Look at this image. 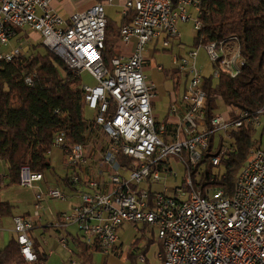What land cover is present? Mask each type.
Here are the masks:
<instances>
[{"label": "built area", "instance_id": "built-area-1", "mask_svg": "<svg viewBox=\"0 0 264 264\" xmlns=\"http://www.w3.org/2000/svg\"><path fill=\"white\" fill-rule=\"evenodd\" d=\"M200 1L123 0V15L129 10L133 15L121 25L120 39L124 43L135 39V44L130 55L114 56L109 69L102 50L105 6L113 0L75 11L68 20L51 7L50 0H0V46L7 45L20 29L28 28L63 60L67 72L80 78L87 71L95 80L94 84L81 85L84 140L73 142L64 130L53 138V145L62 148L64 160L72 168L67 181L79 202L69 211L57 213L54 225L51 223L57 230L74 225L78 240L94 251L115 254L118 231L129 222L154 231L163 248L162 264H264L262 137L249 152L231 194L219 185L195 186L193 177L197 178L200 170L194 174L192 170L208 145L210 133L222 132L229 138V129L251 125L262 130L263 136L264 106L254 112L225 106L207 122L203 72L196 64L198 50L192 48L173 57L175 69L189 76L183 106L177 102L170 106V113L178 115L177 124L156 121L152 113L156 84L144 72L142 52L150 41L170 48L181 37L179 24L192 18L190 7L195 9L193 26L198 30ZM198 46L206 48L214 78L221 72L234 76L241 71L244 62L236 35ZM22 51L20 45L0 49V61L9 62ZM86 110L92 113L90 117L85 116ZM227 150L225 144L217 154L207 156L206 162L218 166ZM119 156L125 160L119 163ZM178 162L183 166L181 171L176 167ZM43 177L23 165L19 185L35 187ZM213 179L211 175L209 180ZM155 183L162 188L154 190ZM67 197L60 188L46 184L35 191L32 214L12 216V231L26 261L37 260L31 231L47 200ZM71 236L59 235L57 241L69 250ZM145 261L146 254L136 256L138 264Z\"/></svg>", "mask_w": 264, "mask_h": 264}, {"label": "trees", "instance_id": "trees-1", "mask_svg": "<svg viewBox=\"0 0 264 264\" xmlns=\"http://www.w3.org/2000/svg\"><path fill=\"white\" fill-rule=\"evenodd\" d=\"M200 28L193 37L195 45L236 35L241 45L243 66L241 71L231 76L221 72L218 78L211 73L203 74V87L207 94L205 116L207 122L212 114L222 106L241 108L254 112L264 106V0H201ZM133 11L129 10L119 23L107 17L104 47V64L111 69V59L120 53V27L131 20ZM165 49V50H169ZM171 70V69H170ZM172 71H176L174 68ZM178 73V72H177ZM30 81H27V78ZM79 77L67 72L63 60L44 47L40 41L29 52L9 62L0 61V161L6 165V173L0 177V191L18 184L20 169L27 165L31 171L41 172L51 168L47 153L53 146L56 132L64 130L73 142H82L86 131L83 117ZM223 107V108H224ZM229 138L222 132L210 133L208 145L202 151L198 164L192 168L195 186L219 185L231 194L236 176L245 165L252 147L260 144L262 130L251 125L231 128ZM228 150L214 171L213 164L206 162L225 145ZM119 156L118 162L124 161ZM119 162V163H120ZM214 176L212 181L210 176ZM64 181L69 185L67 176ZM14 204L0 198V217L13 216ZM34 222V228L37 226ZM143 234L136 238L124 257V264H138L136 256L146 253L155 242V233L141 246L139 241L148 230L143 225ZM72 240L78 249L77 254L85 262L92 261L94 249L83 244L78 237ZM159 243L160 240L156 239ZM161 245V243H160ZM37 260L26 261L20 253L15 234L0 248V264H44L45 253H40L34 243ZM96 248V246L94 247ZM120 246L117 245L116 249ZM117 258L121 250L115 251ZM104 264H111L104 257Z\"/></svg>", "mask_w": 264, "mask_h": 264}, {"label": "rangeland", "instance_id": "rangeland-1", "mask_svg": "<svg viewBox=\"0 0 264 264\" xmlns=\"http://www.w3.org/2000/svg\"><path fill=\"white\" fill-rule=\"evenodd\" d=\"M105 11L107 15L111 18V20L115 21L116 23L120 22V13L115 11L113 7H105ZM190 13L192 18L184 23L179 24V29L181 33V37L173 42V45L171 48V51H166L161 43H158L156 47L159 49L155 52V62L159 63L166 68L173 65L172 63V54L181 53L185 54L188 50L194 48L198 50L197 55V66L202 70L203 74H209L212 72L213 67L211 64V61L209 60L206 48L204 46H198L194 44L193 37L196 34V29L193 26L194 19L196 17V12L193 7H190ZM20 33H22L20 29ZM39 41H30L26 44H23V50L26 52H29L30 49L38 44ZM10 45H20L19 42L15 38L11 39ZM4 48V46H1ZM185 76L187 79L189 78L188 75H181L180 79V86L178 91L182 93L183 85ZM80 79L82 83L87 84H94L95 80L93 77L87 72L83 71L80 75ZM176 78H172L170 76L167 77V79L163 82V92L164 95L167 96V91L174 90L176 87ZM166 98V97H165ZM164 100H159L155 106L154 111H162L164 109ZM222 106L218 111L222 112L224 110ZM92 113H90L88 110L85 111V116L90 117ZM262 142L264 145V133L262 136ZM47 158L50 161L51 168L44 173V181L45 183L60 188L62 191L66 192L68 197L67 199H57V198H49L47 200V203L45 205L46 209L40 211V219L37 221V226L32 229L31 236L36 241V245L38 246L40 253H45L46 260L44 264H70L71 260H75L76 264H104V257L101 252L99 251H93L92 254V261L91 262H85L81 257L78 256L77 252H75L76 247L72 240H68L67 247L69 250L64 249L57 241V237L59 235H66L69 236V233H76L77 229L74 225H68L67 227H61L59 230L51 225V223L54 225V216H57L58 212H65L69 210L71 202L78 203L79 198L76 196V198L72 199L70 195V186L64 181V178L66 176H69L72 172V168L65 162L64 160V153L60 146L53 145L50 152L47 153ZM176 167L181 171L182 165L178 162L176 164ZM214 171H217L218 168L214 167ZM6 173V165L4 162L0 161V175H4ZM169 184H172L171 179L168 182ZM162 184H153L152 188L160 189ZM20 194V192H18ZM18 202H12L14 204L13 211L16 213H27L32 214L33 207L30 203H28L26 200H20L18 199ZM52 213V214H51ZM26 214V215H27ZM12 224V217H0V233L2 234L3 230L6 228H10ZM47 227L45 228L44 226ZM138 226H141V224H138ZM139 227L134 225L133 223H124L123 226L119 229V242L122 245V250L126 252L130 246V244L138 237H140V231L138 230ZM151 235L147 233V238L143 237L140 239L139 243L140 245L144 246L148 242V238H150ZM157 239V238H156ZM154 240L155 242H152L149 246V249L147 251V264H161V260L158 259L160 257V254L162 253V247L159 248V243L157 240ZM1 240V239H0ZM159 249L160 253H157L156 251ZM114 257V256H113ZM107 261L109 263L113 264H120L121 259L117 258L114 259L112 256H109L107 258Z\"/></svg>", "mask_w": 264, "mask_h": 264}, {"label": "crops", "instance_id": "crops-1", "mask_svg": "<svg viewBox=\"0 0 264 264\" xmlns=\"http://www.w3.org/2000/svg\"><path fill=\"white\" fill-rule=\"evenodd\" d=\"M98 1H105V0H50V5L65 20H68L71 13H73L75 11L86 10ZM105 7H113L115 9V11L120 13V16H121L120 20L124 16L122 13L123 0H113L112 4L106 5ZM106 15H107V13H106ZM107 17H109V16L107 15ZM21 31H22V33H20V30H19L18 34L16 36L12 37L11 39L15 38L17 40V42L20 43V46H22V48H23V44H26V43L30 42L31 40L32 41H36V40L41 41L40 35L37 32H34L28 28L21 29ZM11 39H10V41H11ZM10 41L8 42L7 45H4V48L0 46V49L7 50V49H10V48L16 46V45H10ZM134 44H135V39H132L131 42H129V43H124L122 41L119 42L120 54L130 55L132 50H133ZM157 44L158 43H156L155 41L148 42L146 44L145 49L142 52V55L144 58V60H143L144 72L156 84V94H155V97L152 99V102H151L152 113H153L156 121H166L168 123V125L175 126L178 122V115L170 113V106L174 102H177L180 106H183L184 100L182 99V95L186 89L187 77L185 76L183 90H182V93H180L178 91V89H180L179 86H180V79H181L182 74L175 69L174 64L172 66L166 68L165 66L155 62V57H154L155 52L157 50H159L156 47ZM172 45H173V42L171 44V47H172ZM166 51H171V48L169 50H166ZM176 54L178 56L184 55V54H181L179 52ZM174 55L175 54H172V63H173ZM173 68L176 70L175 72L172 71ZM168 76H170L172 78H176V85L177 86L174 88V90L167 91V96H165L164 92H163L162 85ZM159 100L165 101L164 109L162 111L156 112V111H154V106ZM179 112H181V110ZM4 175H0V177H3ZM43 176H44V174H43ZM171 181L173 182L172 179H171ZM46 184L47 183H45L44 177H43V180L39 181L35 187H24V186H20L18 184L11 185V186L4 188L0 191V198H1V200L8 201V202H18L19 201L18 199H20V200L22 199V200H26L28 203L33 205L35 191L37 190V188H44V186ZM69 188H70V194L72 196L71 198L72 199L76 198V195L72 194V187L70 186ZM161 188H162V186H161ZM18 192H20V194ZM74 203H75L74 201L71 202L69 210ZM69 210H67V211H69ZM58 213H60V212H58ZM14 214H27V213H16V212H14ZM134 225L139 227L138 230L140 231V236H141L144 232L143 225H141V226H138V224H134ZM44 227L46 228L47 225ZM147 228H148V230H146L144 233L146 235L144 237H146V238H147V233L150 234V230H152L148 226H147ZM12 229H13V223L11 224L10 228L4 229L2 234L0 233V239H1L0 240V248L3 245H5V243L10 238L11 234L13 233ZM71 234H72V236L69 238V240H72L73 237H76V233H71ZM73 243L75 244L74 241H73ZM160 243H159V248L162 247V244L160 245ZM118 245L120 246V248L118 250H121L122 254H123L122 256L119 257V259H121L120 264H124V262H125L124 257L126 255V252L130 249L131 244H130V246L126 252H124L121 249L122 245L120 242H118ZM139 245H140V243H139ZM75 247H76V245H75ZM77 251H78V249L76 247L75 252H77ZM156 252L160 253L159 249ZM145 254H146V261L144 263H140V264H147L148 263L147 252ZM162 254H163V248H162V253L160 254V257H158V259L161 260V262H162ZM103 255L108 256V257L112 256V258H114V259H116V257H117V255L113 254V253L112 254H103ZM111 264H113V263H111Z\"/></svg>", "mask_w": 264, "mask_h": 264}]
</instances>
